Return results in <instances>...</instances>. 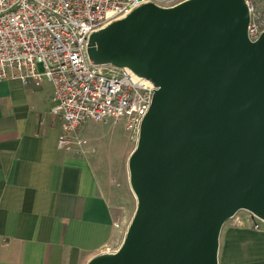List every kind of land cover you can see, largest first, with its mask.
Masks as SVG:
<instances>
[{"label":"water","instance_id":"1","mask_svg":"<svg viewBox=\"0 0 264 264\" xmlns=\"http://www.w3.org/2000/svg\"><path fill=\"white\" fill-rule=\"evenodd\" d=\"M244 0L146 3L89 40L93 64L157 89L128 159L137 207L122 245L88 264H219L224 224L264 220V32Z\"/></svg>","mask_w":264,"mask_h":264},{"label":"crops","instance_id":"2","mask_svg":"<svg viewBox=\"0 0 264 264\" xmlns=\"http://www.w3.org/2000/svg\"><path fill=\"white\" fill-rule=\"evenodd\" d=\"M52 97L49 82L0 80V264H88L122 245L135 213L132 149L119 160L91 140L82 153L61 149ZM218 261L264 264V228L250 215L227 221Z\"/></svg>","mask_w":264,"mask_h":264},{"label":"built area","instance_id":"3","mask_svg":"<svg viewBox=\"0 0 264 264\" xmlns=\"http://www.w3.org/2000/svg\"><path fill=\"white\" fill-rule=\"evenodd\" d=\"M181 1L0 0V80L52 84L51 114L62 121L61 149L84 152L88 140L81 130L88 122H124L137 140L157 87L128 67L93 64L89 40L143 4L170 7ZM244 1L248 37L255 42L264 32V0ZM263 221L252 214L254 229Z\"/></svg>","mask_w":264,"mask_h":264},{"label":"rangeland","instance_id":"4","mask_svg":"<svg viewBox=\"0 0 264 264\" xmlns=\"http://www.w3.org/2000/svg\"><path fill=\"white\" fill-rule=\"evenodd\" d=\"M39 69H41V66H39ZM85 135L82 134V136L87 139L88 142L91 140L98 155H104L105 157L109 156L116 160H119L120 155L126 157L127 152H129L131 149L133 151L137 145V140H135L133 135L126 130L124 122L116 123L112 120L106 123L88 122L86 124ZM135 207H137V204ZM236 215L252 216V214L247 210H240ZM262 228H264V221L261 222V229Z\"/></svg>","mask_w":264,"mask_h":264}]
</instances>
